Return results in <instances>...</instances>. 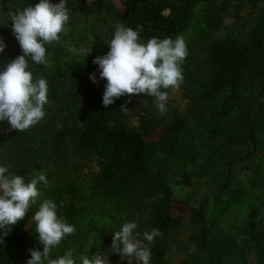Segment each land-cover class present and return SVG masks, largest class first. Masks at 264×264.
<instances>
[{
  "label": "trees",
  "instance_id": "obj_1",
  "mask_svg": "<svg viewBox=\"0 0 264 264\" xmlns=\"http://www.w3.org/2000/svg\"><path fill=\"white\" fill-rule=\"evenodd\" d=\"M7 1L1 35L6 48L0 53V71L22 54L12 34L8 11L40 2ZM210 1L94 0V6L114 28L117 23L133 30L142 28L140 42L146 44L152 37L174 40L193 30L195 23L202 21L200 4ZM50 2L58 4L60 0ZM67 26L69 35L73 25ZM235 32L207 46L204 64L211 79L206 86H200L192 74L183 75L199 98L219 99L212 132L220 131L227 123L225 145L240 148L242 153L237 159L223 152L199 164L186 144L190 127L186 113L177 109H167L163 114L158 111L140 125L130 126L123 117L126 102L135 94L103 105L107 81L100 78L98 65L93 63L102 54L81 60L68 58L70 45L65 32L60 34L59 42L45 45L47 66L29 61L27 70L34 80L47 81L46 115L23 132L11 130L7 121L0 122V166L9 169L6 175H21L26 183L44 173L48 185L38 183L43 199L0 238V264H27L29 249L43 251L32 217L45 199L55 202L58 216L76 229L53 249L51 258L72 249L76 264H82L81 256L91 259L97 253L107 255L109 264H128V259L110 249L114 232L125 222H137L135 231L141 238L152 228L163 234L149 245L150 264H170L171 251L183 248L184 242L193 245L198 254L190 264H247L244 250L251 248L256 264H264V170L251 162L257 154L264 157V13L243 35ZM93 73L96 83L89 78ZM89 154L96 157V169L84 183L77 172L86 166ZM247 170L254 173L248 185L237 180V175ZM169 173L178 176L185 187L192 185L193 175L205 176L217 211L208 215V196L198 205L187 198H176L167 182ZM233 205L261 210V221L223 227V216ZM136 210L146 214L142 225Z\"/></svg>",
  "mask_w": 264,
  "mask_h": 264
},
{
  "label": "clouds",
  "instance_id": "obj_2",
  "mask_svg": "<svg viewBox=\"0 0 264 264\" xmlns=\"http://www.w3.org/2000/svg\"><path fill=\"white\" fill-rule=\"evenodd\" d=\"M90 7L94 0H88ZM12 22V34L18 41L22 54L10 60L6 68L0 71V122L7 121L11 130L23 132L44 119L45 105L49 104L48 84L46 79H33L27 69L29 61L47 66L45 45H52L61 40V33L66 31L70 20L67 0L53 4L50 0H40L35 6L10 10L7 13ZM122 23L115 25L113 38L108 42L109 51L94 58L98 65L101 79H105L103 105L109 106L124 95L146 94L154 99L161 114L167 111L168 92L162 89H178L183 83L182 62L188 55L185 38L177 35L159 39L150 38L141 43L139 32ZM6 44L0 37V53ZM76 54L78 50L69 47ZM83 51V49L79 50ZM90 80L96 83L95 73ZM145 103H147L145 101ZM125 108L122 106L121 110ZM9 169L0 166V238L11 232V226L25 219L28 210L36 204L40 191L38 183L48 185L46 175L38 174L27 183L21 175L9 174ZM57 204L52 200H43L32 217L38 241L43 251L29 249L30 259L27 264H76L73 250L68 249L58 258H51L53 249L69 235L75 234V227L57 214ZM137 222H125L113 235L110 251L129 264L135 258L137 264H150L149 245L155 238L162 236L158 228L136 232ZM147 242V243H145ZM82 264H109L107 255L97 253L91 259L88 255L80 257Z\"/></svg>",
  "mask_w": 264,
  "mask_h": 264
},
{
  "label": "rangeland",
  "instance_id": "obj_3",
  "mask_svg": "<svg viewBox=\"0 0 264 264\" xmlns=\"http://www.w3.org/2000/svg\"><path fill=\"white\" fill-rule=\"evenodd\" d=\"M116 2L118 3V0ZM7 5V0H0V37L4 32L2 27L5 24L2 20L3 11ZM263 6L264 2L261 0H256V3H248L246 0H211L209 3H201L198 14L202 21L195 23V28L183 35L188 49V55L181 65L183 75L192 74L200 86H206L211 79L210 70L204 64L207 46L215 39L234 31V29L239 35H243L244 31L246 32L248 27L263 15ZM67 7L70 9L69 23L73 27L69 35L67 33L68 26L66 27V43L78 50L76 54L70 52L68 58L81 60L92 54L105 55L109 51L108 42L114 36V25L109 21H104L102 19L105 17L103 12L97 11L95 6L90 7L88 0H69ZM81 49L83 51H79ZM164 91L168 92L166 108L169 110L177 109L180 113H186L189 116L190 127L185 136L186 144L188 150L195 154L198 164L208 161L212 157H219L223 152L227 153L226 156L230 154L238 157L237 159L240 158V148H227L225 145L227 123H224L220 131L212 132L219 99L205 101L199 98L191 91L184 80L178 89H164ZM154 99L142 93L136 95L134 99L128 100L123 121L130 126H138L143 123L159 111ZM261 160L264 161V157L257 154L251 162L255 165H261L264 170V162H261ZM87 161L86 166L77 172L84 183L89 180V174L96 169V157L94 155L89 154ZM252 175H254L253 170L243 171L237 175V180L248 185L251 182ZM167 182L176 198L181 200L187 198L192 205H198L202 198L208 196V215H213L217 211L218 207L213 202V194L210 192L211 185L205 176L193 175L192 185L185 187L178 176L169 173ZM39 191L40 196L37 201L43 199V192L40 189ZM107 205H109V202L106 203ZM141 211L136 210V214L138 218H141L142 225L146 220V214H139ZM261 213V210L258 211L257 208L251 211L245 207L236 208L233 205L223 216L221 224L225 228H231L243 222H247L248 225H255L258 221H261ZM183 246L180 250L171 251L170 264H190L196 260L198 254L195 253L194 246L185 242ZM243 259L247 264H256L252 248L244 250ZM131 264H137L136 260L133 259Z\"/></svg>",
  "mask_w": 264,
  "mask_h": 264
}]
</instances>
